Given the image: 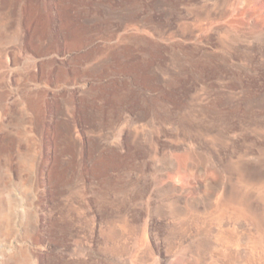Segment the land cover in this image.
<instances>
[{"label":"rangeland","instance_id":"rangeland-1","mask_svg":"<svg viewBox=\"0 0 264 264\" xmlns=\"http://www.w3.org/2000/svg\"><path fill=\"white\" fill-rule=\"evenodd\" d=\"M0 264H264V0H0Z\"/></svg>","mask_w":264,"mask_h":264},{"label":"bare ground","instance_id":"bare-ground-1","mask_svg":"<svg viewBox=\"0 0 264 264\" xmlns=\"http://www.w3.org/2000/svg\"><path fill=\"white\" fill-rule=\"evenodd\" d=\"M29 142V141H28ZM38 159V158H37ZM34 162H35V159L34 158H31L28 162V166L29 168L32 170L33 167H34ZM36 163V162H35ZM35 169V168H34ZM33 171V170H32Z\"/></svg>","mask_w":264,"mask_h":264}]
</instances>
